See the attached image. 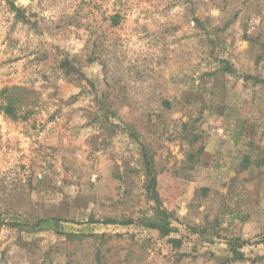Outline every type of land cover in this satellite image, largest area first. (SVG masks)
I'll return each mask as SVG.
<instances>
[{
    "label": "rangeland",
    "instance_id": "obj_1",
    "mask_svg": "<svg viewBox=\"0 0 264 264\" xmlns=\"http://www.w3.org/2000/svg\"><path fill=\"white\" fill-rule=\"evenodd\" d=\"M13 1L0 264H264V0Z\"/></svg>",
    "mask_w": 264,
    "mask_h": 264
},
{
    "label": "trees",
    "instance_id": "obj_2",
    "mask_svg": "<svg viewBox=\"0 0 264 264\" xmlns=\"http://www.w3.org/2000/svg\"><path fill=\"white\" fill-rule=\"evenodd\" d=\"M5 2L7 3V5H9L12 9H17L18 15H21L20 9H18L14 3L13 0H5ZM152 184H153V178H152ZM154 196L156 197V191L154 189L153 191Z\"/></svg>",
    "mask_w": 264,
    "mask_h": 264
}]
</instances>
